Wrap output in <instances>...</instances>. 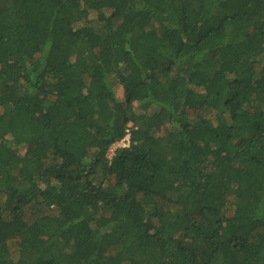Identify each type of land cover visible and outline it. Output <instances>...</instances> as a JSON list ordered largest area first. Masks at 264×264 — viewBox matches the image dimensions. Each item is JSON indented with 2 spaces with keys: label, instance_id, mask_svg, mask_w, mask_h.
Instances as JSON below:
<instances>
[{
  "label": "trees",
  "instance_id": "trees-1",
  "mask_svg": "<svg viewBox=\"0 0 264 264\" xmlns=\"http://www.w3.org/2000/svg\"><path fill=\"white\" fill-rule=\"evenodd\" d=\"M0 264H264V0H0Z\"/></svg>",
  "mask_w": 264,
  "mask_h": 264
},
{
  "label": "rangeland",
  "instance_id": "rangeland-1",
  "mask_svg": "<svg viewBox=\"0 0 264 264\" xmlns=\"http://www.w3.org/2000/svg\"><path fill=\"white\" fill-rule=\"evenodd\" d=\"M115 90H116L117 97H118L121 101H123V99H124V92H123V88L121 87V85L118 84V83H115ZM193 114H195V112H193ZM163 133H164V128L161 127V128H160V133H159V135L162 136ZM120 147H122V145L116 144V145H114L112 148H114V149L116 150L117 148H120ZM112 148H111V149H112ZM20 152H21L22 154H24V153L26 152V149H21ZM115 182H116V181H114V183H115Z\"/></svg>",
  "mask_w": 264,
  "mask_h": 264
},
{
  "label": "built area",
  "instance_id": "built-area-1",
  "mask_svg": "<svg viewBox=\"0 0 264 264\" xmlns=\"http://www.w3.org/2000/svg\"><path fill=\"white\" fill-rule=\"evenodd\" d=\"M130 137H131V134L128 133L127 137L122 141V147H129L130 146ZM112 154H113V151H112Z\"/></svg>",
  "mask_w": 264,
  "mask_h": 264
},
{
  "label": "clouds",
  "instance_id": "clouds-1",
  "mask_svg": "<svg viewBox=\"0 0 264 264\" xmlns=\"http://www.w3.org/2000/svg\"><path fill=\"white\" fill-rule=\"evenodd\" d=\"M128 133H130V131H128L127 134H128ZM130 134H131V133H130ZM126 137H127V135H126ZM126 137H125V138H126ZM125 138H124V139H125ZM124 139H123V140H124ZM123 140H122V141H123ZM122 141L119 142V143H117V144L122 145ZM130 144H131V137H130ZM129 147H130V146H129ZM129 147H120V148H129ZM117 149H118V148H117ZM112 151H113V154H112ZM115 151H116V150H115L114 148L111 149V156L114 155Z\"/></svg>",
  "mask_w": 264,
  "mask_h": 264
}]
</instances>
